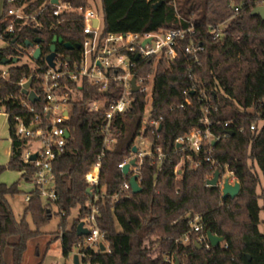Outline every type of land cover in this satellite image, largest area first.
Returning <instances> with one entry per match:
<instances>
[{
  "label": "trees",
  "instance_id": "16d2710c",
  "mask_svg": "<svg viewBox=\"0 0 264 264\" xmlns=\"http://www.w3.org/2000/svg\"><path fill=\"white\" fill-rule=\"evenodd\" d=\"M64 1L85 7L89 0ZM46 2L4 0L2 20L9 9L23 4H27L25 12L35 19L18 20L13 37L8 39L9 46L0 49V111L9 115L12 141L10 161L0 166V175L6 170H30L23 161L26 141L15 133L14 118L28 115L27 107L18 100L19 83L32 77V88L38 91V76L47 69L45 58L55 36L73 45L82 41L83 23L78 15L71 14L60 22L61 18L53 17L52 7L45 6ZM260 5H264V0H101L108 33H153L193 25L204 50L195 62L192 55L185 53L188 41L184 40L175 58H161L155 69L154 59L144 66L143 75L155 72L150 120L161 124V129L149 125L145 136L167 156L161 167L148 158L143 160L138 174L142 191L135 194L131 190L128 197L113 205L109 196L126 180L118 164L131 155L134 141L142 132L146 101L143 94L134 95L130 110L114 119L116 142L105 151L100 184L93 190L85 177L103 151L104 120L102 114L89 112V103L101 95L85 83L82 100L73 104L72 136L65 153L54 163L56 215L63 230L60 240L65 258L85 238L78 236L77 226L90 213V202L97 193V223L107 249L85 250L82 264H169L168 259L174 263L178 259L179 264H264V234L259 231L260 213L264 212V19L252 15V10ZM235 8H239L238 13ZM8 24L9 21L0 23V34ZM220 24H224L223 40L216 39L209 30V26ZM36 39L41 42L26 47L25 42ZM37 46L42 48V57L35 60L30 56L32 67L20 64L21 58ZM57 51L77 55V51H68L59 44ZM14 58H19V62L13 63ZM3 60L9 63L3 65ZM4 68L8 70L6 78L2 77ZM202 92L210 102L201 100ZM186 98L190 104L179 109ZM42 104L40 100L35 107ZM206 106H210L213 119L230 123L228 128L214 130L221 139L213 158L219 168L227 165L236 174L240 192L235 198H223L218 187H206L211 173L209 163L189 151L177 150L175 145L178 137L200 125ZM252 125L257 130L252 131ZM182 159L176 176L174 169ZM196 161H200L197 167ZM253 163L263 177L259 194L260 178ZM19 194L18 184L0 183V264H8L3 256L6 248L12 249V264H21L28 242L52 220V205L46 204L37 191L29 193L31 199L23 217L17 220L8 198ZM76 208L78 218L67 229V218ZM28 215L35 230L30 228ZM195 218L202 225L200 232L193 231ZM208 232L223 237V243L210 248L200 243L198 237L207 236ZM186 237L188 243L183 242Z\"/></svg>",
  "mask_w": 264,
  "mask_h": 264
},
{
  "label": "built area",
  "instance_id": "2783aa9c",
  "mask_svg": "<svg viewBox=\"0 0 264 264\" xmlns=\"http://www.w3.org/2000/svg\"><path fill=\"white\" fill-rule=\"evenodd\" d=\"M13 1L8 0V2ZM26 6L27 4H23L8 10L3 21H9V24L4 33L0 34L1 41L9 45L8 39L13 37L14 24L18 20L26 22L30 18L35 19L25 12ZM45 6L52 7L53 17L61 18L60 22H63L71 14L78 15L83 23L81 30L83 37L79 43V49L68 50L77 51L76 56L65 52L58 53L57 51L53 66H49L45 58L47 69L38 76V91L36 92L32 87L30 89L36 94L38 101L32 103L28 95L22 93L23 85L32 77L25 78L19 83L20 97L18 100L28 109L27 116L14 118L16 135L26 141L23 161L25 164H29L30 170L28 172L24 170L23 174H25L28 183L33 186V191H37L46 204H56L58 195L55 190L54 163L66 151L68 140L72 136L70 121L73 104L82 100L83 88L87 83L94 92L101 95L89 103L88 110L92 113L102 114L104 120L102 127L104 134L103 151L85 177L90 188L96 190L100 184L102 159L105 156V151L111 150L116 142L114 119L130 110L135 101L134 95L143 94L146 104L142 132L135 139L133 145L137 152L133 153L132 151L125 161L118 164V168L122 171L125 165L133 159L136 160V165L130 168L127 177L124 176L126 180L120 189L109 196L112 205L116 204L122 198L129 196L132 190L129 179L131 176L139 174L143 160L148 158L153 165L161 167L167 156L161 148L154 147L153 142L145 136L149 125L159 129L161 124L159 120H150L155 72H147L143 75L144 66L147 61L154 59L153 67L155 69L161 58H175L177 48L184 40L188 41L185 53L192 55V59L197 62V56L204 50V46L196 37V30L193 25L186 29H161L153 33H108L105 31L102 12L98 13L88 5L74 7L64 0H57V2L48 0ZM45 6L40 8V13L43 12ZM238 12L239 8H235V13ZM95 21H97L96 25ZM223 27L224 24L209 26V30L216 39L223 40ZM34 50L32 49L29 53V57L32 56ZM7 76L8 70L4 68L2 77L6 78ZM133 78H135V85L138 87L136 93L133 92ZM40 100L43 102L42 106L40 108L35 107V104ZM201 100L210 102V98L205 92L201 93ZM189 104L190 100L186 98L178 108L183 109ZM149 107L150 112L145 119L146 110ZM199 122V126L178 137L175 145L177 150L189 151L197 155L198 159L203 158L205 162L209 163L211 173L205 182L206 187H212L208 181L213 179L216 171L220 172L216 187L220 189V193L223 195L226 182L235 185L239 181L234 171L230 170L227 165L219 168L218 162L213 158L216 143L221 139V136L216 134L214 130L218 127L228 128L230 123L213 119L210 106L203 108ZM257 128L256 125L251 126L252 131L257 130ZM67 134L69 137H66ZM32 156L35 158L32 159ZM187 158L191 159L190 156ZM183 162L184 159L175 167L174 174L176 176H179L178 170L181 169ZM199 164L200 161H196L194 166L197 167ZM101 191L104 193V189ZM25 198L29 202L31 195L27 194ZM97 200L98 194L96 193L92 203L90 202V213L82 220L84 228L89 231V235L85 236L84 240L76 246L79 249L77 255L80 264L85 258V250L97 252L101 250V245L105 246L104 233L97 223L98 209L94 205ZM192 228L194 232L202 230L199 218L193 220ZM185 239L188 240V237ZM198 241L206 243L207 248L212 246L206 235H200ZM105 248L107 249L106 246ZM168 262L175 264L172 259H168Z\"/></svg>",
  "mask_w": 264,
  "mask_h": 264
},
{
  "label": "rangeland",
  "instance_id": "374dc122",
  "mask_svg": "<svg viewBox=\"0 0 264 264\" xmlns=\"http://www.w3.org/2000/svg\"><path fill=\"white\" fill-rule=\"evenodd\" d=\"M1 2L2 0H0V7H1ZM88 7L98 11V13H101V0H89ZM0 47H2L1 42H0ZM24 63L29 64L31 67L33 66V63L28 55H25L21 58L20 64H24ZM0 112H4L3 109ZM149 112H150V107L146 110L145 119L148 117ZM5 135L9 139V129H8L6 118L5 116L0 115V140H3L5 138ZM9 161H10L9 158L7 160L6 156L3 153V149H0V166H6L9 163ZM254 172L260 178V185L257 188V192L259 194L263 187V177L256 165H254ZM2 174L0 178L1 182L5 183L8 186H11L13 184H18V187L22 191L21 194L16 195L14 198L9 197L10 199H8L16 219L20 220L23 217L24 210L27 205L26 198H25L26 196L24 193L30 190V188H33V186L30 183L25 182L22 179V176L16 170H6ZM261 205H262V200H260V206ZM51 208H52V212H51L52 220L50 221V223L47 226L41 228V233L39 236L32 238L28 242V248L24 255L25 264H27L30 260H35L34 258L35 254H38L39 260H41L43 254L46 252V250L49 247V242L58 240L61 237L63 230L59 227L60 217L56 215L57 207L54 204H52ZM78 215H79V208L72 210L71 215L67 218V223H66L67 229L72 226L74 220L78 218ZM26 219L30 225V228L32 230H35L36 227L34 226L32 217L28 215ZM260 221L261 223L259 225V231L262 234H264V212L263 211L260 213ZM15 240H16L15 238L12 239V241H15ZM183 242L188 243L189 239L188 240L185 239ZM104 244L107 247V243L104 242ZM60 248L61 246L59 242H55V243L53 242V244L51 245V248L48 250L47 260L48 261L55 260L57 258L56 256L59 254L57 252L60 251ZM4 252L8 258V262L7 261L6 262L8 264H12V259H13L12 249L6 248ZM78 252H79V249L77 247H74L68 259L61 258L62 262L66 260L68 264H71V258L73 259L74 256ZM34 264H36V262H34Z\"/></svg>",
  "mask_w": 264,
  "mask_h": 264
},
{
  "label": "water",
  "instance_id": "95a60500",
  "mask_svg": "<svg viewBox=\"0 0 264 264\" xmlns=\"http://www.w3.org/2000/svg\"><path fill=\"white\" fill-rule=\"evenodd\" d=\"M53 2H57V0H53ZM252 15H258L261 18L264 19V5H260V6L255 7L252 10ZM96 24H97V21H95V25ZM15 41H16V39H13V42H15ZM40 42H41L40 39H36L35 42H30V41L25 42V45H26V47H30L31 48L35 44H39ZM58 44L59 45H63L64 48L67 49V50H74L75 48L76 49L80 48L79 44L73 45L71 43L64 42L62 38H59V37L55 36L53 38L52 44L50 46V54L46 57V62L48 63L49 66H53L54 65V59H55V56H56V53H57V45ZM32 56H33V58L35 60H39L42 57V48H41V46H38V47L35 48ZM8 63H9V60H3V62H2L3 65H6ZM13 63H15V64L18 63V58H14L13 59ZM32 82H33V80L29 79L28 82H26L23 85L22 93L24 95H28L29 100L32 103H34V102L38 101V97L36 96V94L33 91H30V89L32 87ZM132 85H133V92H135V93L138 92V87L135 85V78H133V80H132ZM159 129H161V126H160ZM230 134H232V132H230ZM66 137H69V134H67ZM132 151H133V153H136L137 152L136 147H133ZM34 158L35 157L32 156V159H34ZM135 165H136V160L135 159L131 160L130 163L126 164L125 167L122 170L123 175L127 177L129 175L130 168L135 166ZM219 177H220V172L216 171L214 173L213 179L209 180L208 184L210 186H212V187H216ZM129 182H130L131 189H132L133 193L137 194V193H140L142 191V188H141V186L139 185V182H138V175L131 176L130 179H129ZM90 191L91 190L89 188L88 192H90ZM239 192H240V184L239 183H236L235 185H231L228 182H226L225 185H224L223 195L222 196H223V198H226L228 196L231 197V198H235L239 194ZM77 234H78V236H88L89 235V231L86 228H84L83 222H80L78 224V226H77ZM207 238H208L210 244L213 247H217V246L221 245L223 243V241H224L223 237H220V236H217L215 234H212L211 232H208ZM101 250L102 251L106 250L104 245H101ZM73 263L74 264H80L77 254L73 258ZM175 264H179L178 259H175Z\"/></svg>",
  "mask_w": 264,
  "mask_h": 264
},
{
  "label": "crops",
  "instance_id": "0c3cea01",
  "mask_svg": "<svg viewBox=\"0 0 264 264\" xmlns=\"http://www.w3.org/2000/svg\"><path fill=\"white\" fill-rule=\"evenodd\" d=\"M3 4H4V0H2V2H1V9H0V23L3 21L2 20V18H1V15H2V11H3ZM0 42L2 43V47H0V49H3V48H6V47H8L9 45L7 44V43H5V42H3V41H1L0 40ZM18 60H19V58H18ZM19 62V61H18ZM20 63V62H19ZM0 115H3V116H5V118H6V121H7V125H8V129H9V139L6 137V135H5V138L3 139V140H0V149H3V153H4V155L6 156V158H7V160H8V158H9V160H10V158H11V152H12V141H11V137H10V122H9V115L7 114V113H5V112H0ZM4 137V136H3ZM6 162V161H5ZM21 176H22V179L25 181V182H28L27 180H26V178L25 177H23V171H17ZM3 175V174H2ZM2 175H0V178H1V176ZM0 183H2V184H5V183H3V182H1L0 181ZM8 186V185H7ZM18 190L22 193V191H21V189L18 187ZM31 191H33V188H30V190H28L27 192H25L24 194H25V196L27 195V194H29ZM15 197V196H14ZM14 197H12V198H14ZM8 199H10V198H8ZM27 202V201H26ZM26 207H27V205H26ZM25 207V208H26ZM53 242L55 243V242H59V244H60V246H61V240L60 239H58V240H55V241H52V242H49V247H48V249L46 250V252L43 254V256H42V258H41V260H39V255L38 254H35L34 255V258H35V260H30L27 264H34V262H36V264H68L67 262H66V260L64 261V262H62V259H65V257L63 256V254H62V247L60 248V251L59 252H57V253H59L56 257V259L55 260H47V254H48V250L51 248V245L53 244ZM27 248H28V245H27ZM26 251H27V249H26ZM26 251H25V253H26ZM25 253H24V255H25ZM4 258H5V260L8 262V258H7V256H6V254H5V252H4ZM62 258V259H61ZM66 259H68V258H66ZM21 264H25V262H24V256H23V260H22V263ZM71 264H74L73 263V259L71 258Z\"/></svg>",
  "mask_w": 264,
  "mask_h": 264
}]
</instances>
